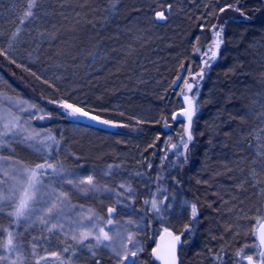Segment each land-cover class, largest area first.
Wrapping results in <instances>:
<instances>
[{"label": "rangeland", "instance_id": "1", "mask_svg": "<svg viewBox=\"0 0 264 264\" xmlns=\"http://www.w3.org/2000/svg\"><path fill=\"white\" fill-rule=\"evenodd\" d=\"M77 2L78 0H64L67 17L70 15L72 18L75 17V13L70 14L69 8L75 7ZM247 2L246 4L250 5L251 2L248 0ZM157 6L160 9L152 12L153 15H148L150 19L153 17L154 22L157 24L146 19L142 21L145 27L141 26L139 28L136 22H131L133 21V15H130L127 19L128 22L126 21V24L122 25L121 30L128 35L135 31V33L139 34L142 30H145L146 32L149 31L148 38L150 35L154 38L153 33L157 29L153 27L157 28L160 25L159 22H161V25L166 24L168 18L172 17L174 19L176 14L182 13V16L192 29H182L181 25H177V30L176 28L173 30L171 29L173 24L168 28H161V32L158 33L156 31V33L161 35V42H156V45L152 44L154 42H151L152 38H150L151 40L148 38L144 39L145 42L141 38L138 41L136 40L137 38L133 40L130 38L128 41L133 44L137 42L135 45L142 41V45L139 44V49L143 47L144 51L149 48L146 46L153 47L154 45L155 49L150 50L149 48L150 52H146L148 57L153 54H155L153 56H157L153 57L154 60L149 58L151 60L149 65H158L159 63L157 62L161 60V66H164L167 65L166 62L170 61L169 58L180 57V62H176L175 66H178V68L181 66L184 79L178 76L169 79L158 77L157 81L151 82L153 77L151 80L143 82L141 78L136 77V75H139L137 73H131L126 77L125 73L128 70L118 68L123 66V60L120 53L117 52L114 60L115 64L119 65L117 67L118 73H120L118 79L120 80L124 76L128 80L127 84L130 85L125 88L126 91L119 88L113 90L110 86L111 96L120 98L118 100H123L126 103L139 101L140 106H142L144 105L143 103H147L149 100H155L154 96H162L163 93H168L167 85L174 83L177 78H180L179 91L181 89L188 91V86H191L190 92L195 97V102L198 105L199 100L201 101V92L204 97L207 94L211 101L213 100L216 109L215 112L208 111V113H221L219 105L226 107L225 104L221 103L223 97L230 99L229 95L232 89H238L240 87L238 81L243 79L240 74L244 69H239L236 63L242 62L241 53L244 50L240 47V42L244 37L242 38L241 35L235 37V34L232 35L231 30H223L218 35L215 20L211 18L214 8L208 9L206 0H161V2L158 1ZM99 7L102 9L101 6ZM262 7H264V4H262ZM98 11L99 8L94 9L96 16ZM160 12L164 14L165 19H159L156 16V13ZM129 18L131 19L129 20ZM202 26L209 27L205 32L209 36L204 33L194 36L193 27L200 29ZM258 29L257 31L254 30L248 38L251 45L264 42V24L260 23ZM218 36L225 38L222 45H227L226 50H222L221 46L212 51L202 49L206 38H209V41L207 40L209 45L210 40L217 39ZM9 45H12V42ZM54 45L60 47L58 42ZM204 46L206 47L207 44ZM187 49L188 51L190 50L191 55L195 51L194 61L196 62L191 66L196 70L201 64L212 63L213 59H207V61L204 59L207 53H210V56L215 53V58L219 57L215 59V65L211 69L213 79L204 80L199 84L195 82L185 84L186 76L191 74L188 72V64L184 62L186 61L185 57L188 55ZM6 50L10 51L12 48H6ZM204 53L206 54L202 59ZM180 54H183L184 57L179 56ZM199 58H201L203 63L198 61ZM258 59L254 57L253 62L256 64ZM257 64H259V60ZM112 70L116 69L112 68ZM249 72L253 74L251 70ZM152 73H154V69ZM228 76L236 78L232 83H229L230 89L227 88ZM155 83L157 84L155 85ZM225 86L228 91L225 90ZM202 87L205 92L201 91ZM8 93L9 90L5 86L0 85V133L6 132V126L12 129L7 131L3 137L4 143L0 145V157H11L13 161H18L28 168H33L34 161L21 158L15 151L13 144L15 142L26 144L40 155L41 159H45L48 130L34 121L40 114L47 113V111L36 106L34 102L27 98H16ZM127 93L132 96L124 98L119 96V94L125 95ZM133 94L135 97H133ZM143 95L144 97H140ZM161 100L164 99L161 97ZM191 100L193 101V98ZM257 105L259 106L258 103ZM94 106L99 108L97 104ZM227 106L231 105L228 104ZM120 107L115 111L118 112ZM235 108L229 109V112L238 114ZM174 111L171 116L175 114ZM199 112L200 109H198V112L194 110L196 115ZM70 116L75 121L68 128L69 135L63 138L60 152L64 157H73L77 161L74 160L75 164L70 161V167L52 174H38V183L35 190L36 202L31 203L29 207L30 214L26 213L23 215L22 220L15 226L13 244L16 248L14 251H10L8 247L3 245L4 237L2 238L0 242V257L5 259L0 260V262L8 259L9 264H37L40 257H47V262L42 261L40 264H54L55 260H53L54 256L52 253L56 249L54 234H57L63 238L72 239L73 242L82 247V250L75 257V262L78 264H85L96 259L106 261L105 264H120V260L126 251H136L137 254L135 257H130L124 264H133V261L134 264H155L144 257L146 249L145 232L148 221L152 220L153 216H156L161 225L171 227L179 233L181 229L186 228L191 222L189 214L192 211V200L180 186L182 166L184 164V152L181 146L183 143L179 138H173V133L170 132L163 143L161 142L160 150L151 149L143 153L138 149L139 145H137V142L140 141H133V138L136 137H127V134L122 132H120L121 134L111 133L107 136L105 135L108 140L97 137L96 139L88 140V138L84 137V139L82 137V133H89V124L104 128L115 127L103 123L100 119L92 120L88 117ZM198 119H200V115L196 117L194 123ZM173 125H175L174 121H171V124L166 123L164 130L170 131V127H173ZM181 125L183 128L184 124L182 123ZM85 135L88 134H83V136ZM156 138L157 136L152 137V141L155 142ZM255 138H260L259 143L264 142V128ZM104 140H107L106 144L100 143ZM84 141L86 143L82 144ZM259 149H264V147ZM219 155L223 156L224 154L219 152ZM77 157L81 158L77 159ZM216 158L214 163L222 160L219 156ZM221 164L227 165V161ZM18 167L19 165H10L8 162L0 163V195L11 197L10 200L0 201V212L6 213L9 217L13 216L12 213L23 193L21 182L24 177L18 174ZM5 172L8 175H4ZM225 173L223 176H226V179L229 180L228 166L225 167ZM253 173L254 179L250 182V186L253 188L251 196L248 193L246 195L241 194L247 188L244 182L243 184H237V190H235V187L233 188V185L238 183V180H235L234 183L231 182L229 186L227 184V189L229 187L233 188L232 190L229 188V193L232 194L227 196L226 194L228 193L226 192L222 201L219 200L221 198L218 195L215 205L213 204V197L210 196L212 201L205 204L203 206L204 209L210 208L212 210L213 207L215 208L221 204L225 221L219 227L220 229L216 230L211 229L209 225L205 226L204 220H200L201 223L196 221V224L190 227L191 231L189 230L188 233L183 235L184 243L181 247V264H185L184 254H188L186 248L190 244L196 246L194 264H242L244 259L248 257L253 258L258 264H264V258H262L264 257V247L260 244L257 234L259 226L264 223V168L261 166L255 168ZM89 177L92 178L91 183H89ZM238 179L242 181L240 178ZM50 199L54 200L57 205V211L51 218L46 213V208L50 206L46 202ZM220 201L221 203L217 205ZM153 202L156 204L155 208L153 207ZM200 204L202 205V202L199 200V209H201ZM110 209L111 211H109ZM201 213L199 210L198 218L203 215ZM41 217L47 219L48 223H43ZM53 224L62 225V228L57 227L49 231ZM224 224H226V227L223 226ZM218 231L222 233H218ZM89 233L90 235L85 240L91 242L81 243V235ZM103 233H107L111 239L97 244L95 237ZM202 233L207 236L205 242L198 238L200 237L198 235ZM239 234H243V236L237 238L236 236ZM74 236L76 239H73ZM33 245L36 246L35 255L32 253ZM114 249L115 252L113 251ZM116 252L120 253L119 258ZM188 255L190 256V254ZM191 258H193V255H191Z\"/></svg>", "mask_w": 264, "mask_h": 264}, {"label": "trees", "instance_id": "2", "mask_svg": "<svg viewBox=\"0 0 264 264\" xmlns=\"http://www.w3.org/2000/svg\"><path fill=\"white\" fill-rule=\"evenodd\" d=\"M6 1L7 0L0 1V32L2 33V35H0V78H7V82L3 83V86L9 90V95L20 99L27 98L34 102L36 106L44 108L47 111V113L40 114L34 121L35 123L43 125L48 130V139L46 143L47 153L45 159L36 161L31 154L33 150L29 148L28 145L21 142H15L13 147H15V151L21 158L34 161V167L37 164H51L52 168H46L43 172L45 174H52L53 172L70 167V161H73L71 163L75 164L74 160L77 161L76 159H73V157L66 158L60 152L64 138V131L69 128L73 121H75L71 118L69 110L63 106L64 104H71L76 107L83 108L84 111L89 112L92 116L99 117L102 121H110L108 124L115 127L104 128L102 126L89 124L91 134L101 131L102 133L108 132L105 133L106 136L111 133L120 132L132 135L142 133L143 135H138L135 136L136 138H133V141H140L137 142V145H139L138 149L141 151L144 149H141V145L145 142H151L152 139L150 140L148 136L144 135L145 130L141 129L140 125L143 123H158L161 119V129L164 128L166 119L171 118V111H168V109H165L164 106H161V103L164 101L161 100V97H166L165 94L162 96L156 95L154 96L155 100H149V102H145L143 103L144 105L140 106L139 101L126 103L123 100H118L120 98L115 97V99L112 97L111 88L113 90L116 89L111 86L114 82L106 80L102 76L100 81L95 83L90 90L81 81L83 78H88L87 76L90 74L89 72L99 71L102 66L110 65V55L117 52L123 53L121 54L123 66L118 65L119 67H117L123 68V70H128V72L125 73L126 77L131 73L140 74L136 70L137 65H143V63L148 61L149 58L154 60L153 57H157L153 56L155 54L148 57L146 52L149 53L150 50H153V48L155 49L154 45L157 44L156 42H161V35L158 34L161 32V29H158L160 25L157 26V28L153 27L154 29H157L156 31L158 32L156 33L155 31V33H153L154 38H152V35H150L149 38L147 37L149 31L146 32L145 30H142L139 34L135 33V31L128 35L123 32L121 28L122 25L124 26L126 24L130 15H133V21L131 22H136L139 28H141V26H143V28L145 27L142 21L146 19H149L154 24H157L154 22L153 17L150 19L148 15H153L152 12H156L160 9L157 6L158 1L78 0L75 7L69 8L70 14L75 13V17L72 18L71 15V17H67L65 14L67 9L64 5V0H35V6L31 9L33 16L24 20L23 23H21V20L24 17L25 12L29 10L28 4L31 3L32 0H23V2L15 1L14 3L8 4H6ZM248 1L251 2V0ZM244 2H247V0H244ZM105 3L112 5L114 11H116V18L113 22L108 21L107 13L104 12L105 10H108V8L102 10L99 7L101 5H105ZM95 8H99L97 16L94 14ZM228 9L229 11H226L225 15H233V10L230 8ZM263 11L254 14V17L256 16L253 20L255 31L260 29H258L260 23L264 24V20L261 21V19L264 18ZM130 19L131 18H129V20ZM60 20L63 22V25L61 26H59ZM223 22L224 21H216V28L218 29V26ZM100 24H104L106 27L105 31H100ZM105 24L109 25V27ZM159 24H161V22H159ZM17 29H20L19 33L13 35L17 32ZM91 31H93L95 35H92L90 33ZM98 34L105 41H107L105 46H102L105 48L106 52L102 50V47L94 46V43H96L94 37ZM232 35L234 34L232 33ZM130 38L131 40L137 38V41L141 38L143 39V42H145L144 39L146 38L149 40L152 38L151 42L154 41L152 43L154 45L153 47L146 46L149 47L150 50L148 48L147 51H144L143 47L141 48L143 50L139 49L140 43L135 45L137 43L135 42L134 44L132 43L134 49L130 51L118 50L117 46L124 40H130ZM6 40H8L9 43L12 42V45L8 44V47L4 48ZM57 42L60 47H56L54 45ZM108 43H114L113 49L110 48ZM6 48H12V50L8 51ZM209 56L210 53L208 55L206 54V61L207 59L214 58L215 55L210 58ZM178 62H180V60H178L177 63ZM184 62L186 63V61ZM256 65L257 64H253V66L250 67V70L253 73L250 74V79H252L250 85L248 84L246 86H242V80L245 78L242 77L243 79L238 81L240 87L238 89H232L230 93L232 96L227 101V104H225H229L231 106L223 107L219 105L220 112H225L228 109V113L230 114L229 109L233 107H236L235 110L238 111V114H235L236 120L231 124L228 131H223L222 126H212L203 131H198L197 134L194 133L190 140L188 139L190 134L186 133L187 131H184L185 133L180 136V140L183 143L184 162H186V164H183L186 165V172L181 178L182 180L180 181V186L181 189L191 198L192 204L196 207V215L193 216L192 211L190 214L192 223L204 220L203 222H205V226L209 225L211 226V229L214 230L220 229L219 227H221L223 221H225V215L224 212H222L221 204L219 203H221L224 199L226 192L228 193L226 194L227 196L232 194L229 193V188L232 190L235 187V190H237V184H243L244 182L247 188L244 189L241 194L246 195L248 193L249 196L252 195L251 192L253 188L250 186V182L254 179L253 172L256 167H248L245 164V161L248 158L247 155L231 154L229 156H220L218 150L219 148L227 149L228 144L231 143L243 142L250 144L248 147V153L251 155L264 152V149H259L264 147V142L262 141L261 143L263 144L261 145V143L258 142L260 138H255L257 134L261 133V127H254L251 122L254 114L264 118V105L262 104L253 108L254 104L248 103L253 100L252 98H255L249 93V87L257 86L262 90L264 89V85L261 84V80L264 82V66L262 64L255 70ZM175 67L178 68V66ZM105 74L109 73L106 72ZM110 74L111 78H114V81L118 84L117 89L119 88L126 91L125 88L130 85L127 84V78L122 76L119 80L118 78L120 73H118V69L112 70ZM136 77L142 78L140 75H136ZM235 79L236 78H230L228 76L227 88L230 89L229 83H232ZM154 81H157V79H154L153 82ZM156 84L157 83H155V85ZM7 85H11V87H8ZM113 85H115V83ZM167 86V92L172 94L173 90L170 88V85L168 84ZM225 90H227L226 86ZM75 92L76 97L72 98L69 96V94L72 95V93L75 94ZM116 92L118 91L116 90ZM119 96L122 95L119 94ZM105 100H108V102H104ZM124 103L125 105H123ZM93 104L99 105V108L101 109L96 108ZM108 105L113 106V109L110 112L105 111V108ZM118 107H120V110L116 112L115 110ZM151 109H155L157 112H160V118H156L155 115L152 114ZM197 109L201 110L199 105H197ZM215 111L216 109L214 112ZM217 112L219 113V111ZM177 123L180 124L181 122L177 121ZM194 126L195 124L193 125V128ZM106 136H103V138L108 140V137ZM147 138H149V140H147ZM222 139H226V141L222 143ZM107 140H104L103 142L101 141L100 143L106 144ZM232 140H235V142H230ZM83 143H86V141L82 142V144ZM192 146L200 148L198 149L199 152L197 154L193 153ZM210 149L214 152L212 153V157H214V159L219 156L222 159L220 163L227 161V165L221 164L222 166L220 167H222L221 169H223L224 174H226L225 167L228 166L230 176V178H228L229 180L226 179V176H222L219 173V170H216L214 162H205L203 165L196 159V155L203 154L204 150L207 152ZM194 155L196 160H194ZM80 158L81 157H77V159ZM246 169L248 174L243 177L242 174ZM230 179L234 180L231 181ZM235 180H238V183L234 185L231 184L233 185V188L229 187L227 189V184L229 186V184L231 182L234 183ZM29 194H31V190H29ZM208 194L216 195V197L219 195V198H221L219 199L221 201L217 203V205H219L215 208L213 207L212 210L210 208L204 209L203 207L205 204L212 201L208 199ZM23 196L24 192L22 193L20 200ZM216 197L213 198L214 205L216 203L215 200H217ZM199 200L202 202V205L200 204L201 209H199L198 205ZM30 206L31 202L29 203V207ZM16 208L12 213V217L7 216L4 212H0V242L4 237L3 245L5 246L10 238L12 241L14 240L13 236L16 230L15 226H17L18 222L23 218V215H15ZM199 210L202 212L201 214H203L201 216L202 218H198ZM225 225L226 224L223 226ZM165 227L168 226L161 225L156 216H153V219L149 220L146 224L145 259L152 261L151 250L155 245L157 233ZM188 227L189 226L186 228ZM186 228L184 230H186ZM180 233L183 234L181 230ZM218 233L222 232L218 231ZM198 236H200L198 238L203 242L207 240L205 233ZM54 241L56 243L54 253L58 254V256H54V264H78L75 262V257H77L80 249L82 248L81 246H78L72 239L63 238L57 234H54ZM88 242L91 241L84 240L81 243ZM65 248H67L68 251H64ZM194 256L195 254H193V258ZM189 257L191 258V255ZM105 263L106 261L96 259L88 261L85 264ZM0 264H9V260L6 259L5 261L0 262Z\"/></svg>", "mask_w": 264, "mask_h": 264}, {"label": "bare ground", "instance_id": "3", "mask_svg": "<svg viewBox=\"0 0 264 264\" xmlns=\"http://www.w3.org/2000/svg\"><path fill=\"white\" fill-rule=\"evenodd\" d=\"M0 1H2V0H0ZM15 1L23 2V0H7L6 4L14 3ZM156 1L161 2V0H156ZM206 2L208 3V9L214 8L212 11L213 16L211 18L215 20V23H216V21L217 22L218 21H224L223 23H221V25L218 26V29H217L218 32L217 33L221 34L223 32V30H231L232 33L235 34V37H237L239 35H241L242 38L244 37V39L240 42V47L244 50V52L241 53L242 62L236 63V64H238L237 67L239 69H241V68L244 69L243 72L240 74L241 77H245L243 79L242 84H244V86H246L248 84L250 85V83L252 82V79H250L251 72H249V70H250V67H252L253 64H255L253 62L254 57L259 58L258 59L259 64H257L258 60L256 61L257 65L261 66L263 64V66H264V42H262L260 44L255 43V44L251 45V42L248 39L250 37V34H252V32H254V30H255V26L253 25V20L256 18V16L254 17V14L255 13L257 14L260 11L264 10V7H262V4H264V0H251L250 6L247 5L246 3H248V2H244V0H206ZM101 7H102V10L108 8V10L104 11L107 13L108 21L109 22L115 21V18H116L115 12L116 11H114L113 6L108 4V3H105V5H103V6L101 5ZM228 8L233 10V12H234L233 15H229V16L225 15V12L229 11ZM263 14H264V11H263ZM245 17H247V19H245ZM172 24H173V26L171 27V29H173V30H175L174 28H176V30H177V28H178V27H176L177 25H181L182 29H188V28L192 29V27H189L190 24L182 16V13L179 15L176 14L174 16V19L172 17L170 19L168 18L167 23L166 24L164 23L162 25L160 24L158 29L168 28ZM61 25H63V22L60 20L59 26H61ZM106 26L109 27V25H106ZM99 29H100V31H105L106 27L104 26V24H100ZM208 29H209L208 26H202L200 29L193 27V31L195 33L194 36L200 35L201 33H204L205 35L209 36V34L205 33ZM244 32H245V34H244ZM90 33L92 35H95L93 31H91ZM0 35H2L1 32H0ZM94 38L96 41V43H94V46L102 47L103 45L105 46V44L107 43V41H105L99 34L97 36H95ZM207 40L209 41V38H206V41L203 43L204 45L207 44V46L205 47L203 45L202 49L212 51L215 48H218V46H221L222 50L227 49L226 48L227 45H225V46L222 45L225 41L224 37L218 36L217 39L210 40L209 45L207 43ZM123 43H126V45ZM8 44H9V42H8V40H6V42L4 44V48L8 47ZM108 44H109L110 48L113 49L114 43L113 44L108 43ZM140 44H141V42H140ZM121 46H122V48H121ZM117 47H118V50H121V51L122 50L123 51H130V50L134 49L132 42L128 41V43H127V40L122 41ZM102 50L104 52H106L104 47H102ZM202 52H203V50H202ZM121 54H123V53H120V55ZM187 54H188L187 55L188 57L186 56L185 58H186V63L189 66L188 72L191 74H188V76H186L185 84L194 83V82L199 84V83L203 82L204 80L213 79V72H211V69L215 65V59H217L219 57L215 58V56H214V58H210V59H213L211 61L212 63L207 64V65L201 64L200 67L196 70L191 66L193 63L196 62V61H194L195 56H196L195 51H193L192 55H191L190 50L188 51V49H187ZM205 54L206 53H204V55H202V59L204 58ZM208 54L209 53H207V55ZM115 56H116V53L110 55V60H109L110 65L102 66L99 71L89 72L90 74L87 76L88 78L87 79L83 78L81 80L87 86V88L89 90H90V88H92V86L95 83L100 81L101 76L103 78H105L106 80H110V81L114 82L115 85H113L114 84L113 83V84H111V86H113L114 88H117L118 84L114 81V78H111V74H110L112 72V68L117 69V64H115V60H114ZM179 56L184 57L183 54H180ZM121 58H122V55H121ZM179 59H180V57L179 58L175 57V58H171V59L169 58L170 61L166 62L167 65H164V66H161V60L157 62V63H159L158 65H154V66L152 64L149 65L150 61L148 60L145 63H143V65L138 64L136 67L137 68L136 70L140 73L139 75L142 77L141 79L143 82H145V80H151L153 77H154L153 80L157 79L158 77H166L167 79H169V78H172L174 76H178V77L183 78L184 74H183L182 68L175 67V63ZM227 59H228V57H227ZM198 61H201V63H203L201 58H199ZM257 65H256V67H257ZM153 69H154V73H152L153 71H151ZM106 72L109 74H105ZM149 77H151V78H149ZM153 80H151V82ZM6 82H7V78H2L0 80V85L3 86L4 85L3 83H6ZM179 84L176 83V81L174 83L169 84L170 88L173 90L172 94L163 93V94H165L166 97L163 98L164 101L162 103V106H164L165 109H168V111H171V114L175 109H177L181 104H183V98H184L185 91L183 89H181L179 91V89H180ZM261 84L264 85V82L262 80H261ZM7 86L11 87V85H7ZM248 90H249V93L255 97V98H252L253 99L252 101L248 102L249 104L250 103L254 104L253 108H256V106H258L257 103L259 105H262V104L264 105V89L262 90L260 87L254 86V87H249ZM201 91L205 92L203 87L201 88ZM72 95L69 94V96L72 98L76 97V92H75V94L72 93ZM203 95L201 92V101L199 100V105H200L201 110L198 114V115H200V119H198L196 121V123L193 122L195 124L194 128H193L194 124L192 123V125L190 127L183 129L180 126V124L177 123V121H175L174 122L175 125H173V127H170V131H167V130H164V128L161 129V119L158 121V123H143V124H141L140 128L145 130L144 135L148 136L150 138V140L152 139V137L157 136L155 142L151 141L148 143H146V142L143 143V141H142L143 144L141 145V149L144 148L142 150V152L146 153L147 151H149L151 149L152 150L153 149L154 150H157V149L160 150L161 149V142L163 143V141L167 137V134L170 132L173 133V138L181 139L180 136L183 135V133H185L186 131H187L186 133L190 134L189 136H193L194 133L197 134L198 131H203V130H205L209 127H212V126H222L223 131L224 130L228 131V129L231 127V124L234 123V121L236 120L235 113L231 112L229 114L228 109H227L225 112L224 111L221 112L222 114L221 113H219V114H208V111L212 112L215 110L214 102H213V100L211 101V99L209 98V96H207V94L205 95V97ZM129 96H132V95L130 93H127L125 95H122L121 98L129 97ZM229 96L231 98L232 95L230 94ZM133 97H135L134 94H133ZM140 97H144V95L140 96ZM228 100L229 99H225L223 97L221 103L227 104ZM104 102L107 103L108 100H105ZM225 106H227V105H225ZM112 109H113V106L108 105L105 108V111L110 112ZM151 111H152V114H154L156 118H160V116H161L160 112H157L155 109H151ZM251 122H252L254 127H261V130L264 128V118L262 116H259V115L257 116V114H254V117L252 118ZM90 131L91 130H89V133H82V137L88 138V140H92V139H96V137L97 138H103V136H105V134H104L105 132L102 133V131H101V132L91 134ZM78 133H81V132H78ZM83 134H88V135L83 136ZM67 135H69V129L64 131L63 136L65 137ZM138 135H143V134L142 133L137 134V135L127 134L126 136L135 137ZM149 138H147V140H149ZM222 141H226V139H222ZM230 142H235V140H232ZM249 145L250 144L243 143V142L231 143V144H228L227 149L226 148H223V149L219 148L218 152L223 153L224 156H229L231 154L232 155L245 154L248 157L247 160L245 161V164L248 167L251 166L254 168L255 167L258 168V167H260L259 161L261 159H264V157H260L258 154H252V155L249 154L248 153ZM198 149H200V148H197L196 146H194L192 148L193 153L197 154L199 152ZM212 153H214V152L211 149L207 152L204 150L203 154L196 155V159L199 160L203 165L205 164V162H214V157H212ZM31 154L33 155V157L35 158L36 161L41 160V156L38 155L36 152L33 151ZM196 159H195V155H194V160H196ZM254 161H256V162L254 163ZM221 163H220V161H216L215 167H216V170L217 171L219 170V173L223 176L224 171H223V169H221L222 167H220V166H222ZM184 164H186V162H184ZM185 166L186 165L182 166L181 178L183 177V175L186 172ZM247 172L248 171L246 169L243 172L242 176L244 177L246 174H248ZM210 196L213 198L216 197V195H214V196L208 195L209 200L211 199ZM194 224H196V222H194V223L191 222L190 225H188L189 226L188 228L194 226ZM188 228H186V230H184L185 228L184 229L180 228V229L182 230L183 234L185 235L186 233L189 232V230L191 231V228L190 229H188ZM242 236H243V234H239L236 237L241 238ZM81 250L82 249H80V251ZM186 250H187L188 254L193 255L196 252V246L194 244H190L186 248ZM188 254H184L185 255L184 256V261H185L184 263L185 264H194L195 258H190ZM226 264H230V263H226Z\"/></svg>", "mask_w": 264, "mask_h": 264}, {"label": "snow or ice", "instance_id": "4", "mask_svg": "<svg viewBox=\"0 0 264 264\" xmlns=\"http://www.w3.org/2000/svg\"><path fill=\"white\" fill-rule=\"evenodd\" d=\"M34 6H35V0H32V2L28 4V9L29 10L27 12H25L24 17L21 20V23H23L24 20H27L28 18L33 16V13L31 11V9ZM156 16L159 19H165L164 14L162 12L156 13ZM245 19H247V17H245ZM19 31H20V29H17V32L14 33L13 35L18 34ZM218 35H219V33H218ZM13 63H14V61H13ZM189 87H191V86H189ZM63 106L66 109L69 110V114L70 115L88 117V118H90L92 120H99V117L90 116V113L84 111L83 108H79V107H76V106L71 105V104H64ZM185 115H187V117H188V119L190 121L191 120V113L190 112H185ZM103 123L108 124V123H110V121H103ZM11 130H12L11 128L6 126V132L7 131H11ZM6 132L5 133H0V145H2L4 143L3 137L6 135ZM188 139L190 140L191 136H189ZM258 155L260 157H264V152H259ZM3 162H8L10 165H19V167L17 169V172H18V174H21L24 177V180L21 182V186L23 188L24 196L20 200V203H19L18 207L16 208L15 215L21 216V215H25L26 213L30 214L29 203L30 202L31 203H35L36 202L35 190H36V185L38 183V181L36 179L37 174L38 173H43L46 168H52V165L45 163V164H37L33 168H28V167L20 164V162H18V161H13L11 159V157H0V163H3ZM255 162L256 161H254V163ZM259 166L264 167V159H261L259 161ZM54 171H55V169H54ZM4 175H8V173L5 172ZM91 182H92V178L89 177V183H91ZM29 190H31V194H29ZM10 199H11L10 196L0 195V201L10 200ZM57 199H59V198L57 197ZM46 204L50 205L49 207L46 208V213L49 215V218H51V216L57 211V205H56L55 201L52 200V199L47 201ZM153 207L154 208L156 207L155 202H153ZM109 211H111V209ZM192 214H193V216L196 215V207H195V205H192ZM41 220L45 224L48 223V220L44 219L43 217H41ZM57 227H61L62 228V225L53 224L51 226V228H49V231H52L53 229H55ZM9 235H11V234H9ZM88 235H90V233L89 234H82L81 237H80V241L82 242L83 240L87 239ZM73 239H76V237L74 236ZM95 239H96L97 244H101L105 240H110L111 237H109L107 233H103L102 235H97L95 237ZM175 239H176V241H179L180 238L176 237ZM6 247H8L10 251H14L15 250L16 246L13 244V241H12L11 238L8 240ZM35 247H36L35 245L32 246L33 255H35ZM64 251H68V249L65 248ZM113 251L115 252V249ZM136 254H137L136 251H131V252L126 251L125 255L120 260V264H124L125 261H128L130 259V257H135ZM52 255L53 256H58L57 253H52ZM116 255H117L118 258L120 257V253L119 252H116ZM173 257H174V252H173ZM262 258H264V257H262ZM3 259H5V258L4 257H0V260H3ZM47 259H48L47 257H40L39 261H37V264H40V262L46 261ZM247 259L251 260V257H248ZM133 264H134V261H133ZM171 264H175V258H173Z\"/></svg>", "mask_w": 264, "mask_h": 264}, {"label": "water", "instance_id": "5", "mask_svg": "<svg viewBox=\"0 0 264 264\" xmlns=\"http://www.w3.org/2000/svg\"><path fill=\"white\" fill-rule=\"evenodd\" d=\"M185 110H188V107ZM260 232L264 236V226L260 228ZM176 237L180 238L179 241H176ZM181 244L182 237L179 234H175L172 229L166 228L157 237L156 245L153 249V257L159 264H171L173 258H175V264H180L179 248Z\"/></svg>", "mask_w": 264, "mask_h": 264}, {"label": "flooded vegetation", "instance_id": "6", "mask_svg": "<svg viewBox=\"0 0 264 264\" xmlns=\"http://www.w3.org/2000/svg\"><path fill=\"white\" fill-rule=\"evenodd\" d=\"M258 239H259V238H258ZM259 241H260V240H259ZM245 260H246V258H245ZM245 260H244V263H242V264H252V262L245 263ZM253 264H257V263L253 262Z\"/></svg>", "mask_w": 264, "mask_h": 264}]
</instances>
